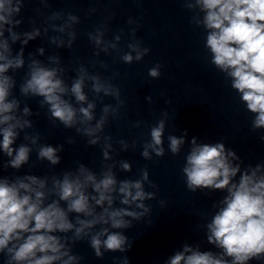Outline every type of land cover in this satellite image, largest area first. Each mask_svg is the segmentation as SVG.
<instances>
[{"label":"clouds","instance_id":"obj_1","mask_svg":"<svg viewBox=\"0 0 264 264\" xmlns=\"http://www.w3.org/2000/svg\"><path fill=\"white\" fill-rule=\"evenodd\" d=\"M31 2L0 0V260L3 264H82L84 257L74 248L86 241L97 259L120 253L113 264H129L126 253L134 242L125 230L133 222L151 223L153 206L147 202L156 200L159 186L150 179L147 166L138 169L135 178L117 175V169L123 173L133 169L128 160L116 157L138 145L136 140L114 139L105 131L111 121L123 117L126 108L121 87L113 82L119 73L101 75L74 57L70 61L74 75L66 78L69 69L59 50L73 49L81 18L71 11L53 10L51 0H35L40 6L25 27L23 13ZM180 2L190 13L189 22L203 30L207 63L223 74L238 95L251 116V130H264V0ZM96 11L88 9L89 15ZM114 17L115 13L87 33L94 49L89 63L104 71L109 65L98 59L101 54L116 53L121 62L131 65L151 51L137 38L140 20L129 17L127 51L121 52L124 29L106 38L108 21ZM37 39L45 41L52 54L46 55L41 46L26 55L30 42ZM162 67L157 63L149 68L148 77L159 79ZM21 71L18 85L16 74ZM105 98L115 103H105ZM30 99L37 101L52 127L74 129L87 146L99 147L98 171L76 162L60 174H32L38 164L60 165L65 145L42 142L33 120L41 113L32 110ZM145 99L153 103L151 95ZM168 115L164 110L152 125L134 122L133 128L148 130L149 138L139 142L141 157L146 161L164 157L165 137L167 152L173 156L187 144L181 168L186 189L223 195L212 202V214L202 225L204 238L215 251L184 242L163 264H264V162L246 165L224 142L205 143L195 136L187 140V130L166 136ZM18 140L22 142L17 144ZM66 143L74 145L77 140L69 136ZM25 166L27 172L16 174ZM9 169L13 175H4ZM166 203L159 200L161 208Z\"/></svg>","mask_w":264,"mask_h":264}]
</instances>
